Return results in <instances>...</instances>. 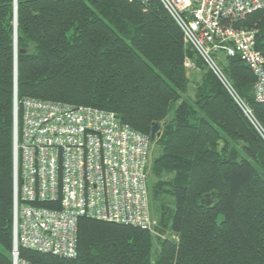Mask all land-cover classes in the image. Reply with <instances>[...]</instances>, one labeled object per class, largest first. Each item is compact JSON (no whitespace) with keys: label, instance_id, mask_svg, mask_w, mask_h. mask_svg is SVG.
Returning <instances> with one entry per match:
<instances>
[{"label":"trees","instance_id":"1","mask_svg":"<svg viewBox=\"0 0 264 264\" xmlns=\"http://www.w3.org/2000/svg\"><path fill=\"white\" fill-rule=\"evenodd\" d=\"M240 25L258 30L256 48L264 54V12L247 15ZM187 57L204 73L193 101L185 96ZM217 60L264 129L253 72L239 55L221 54ZM15 94L18 100L113 111L147 135L158 123L155 143L161 152L152 160L157 179L151 189L159 202L156 228L177 236L155 239L138 227L81 218L74 258L20 246L19 259L29 264H264V139L185 46L159 0L147 5L0 0V264H13ZM172 103L176 108L168 117ZM161 195L170 197L171 206L161 203Z\"/></svg>","mask_w":264,"mask_h":264},{"label":"built area","instance_id":"2","mask_svg":"<svg viewBox=\"0 0 264 264\" xmlns=\"http://www.w3.org/2000/svg\"><path fill=\"white\" fill-rule=\"evenodd\" d=\"M129 1L147 5L150 0ZM159 2L182 31L184 42L264 139L252 108L217 60L221 54L239 55L255 76V101L264 104L258 30L239 26L247 15L264 12V0ZM150 147V135L122 122L113 111L14 97L13 264H29L18 258L20 246L74 258L81 218L134 226L159 236L147 186Z\"/></svg>","mask_w":264,"mask_h":264},{"label":"rangeland","instance_id":"3","mask_svg":"<svg viewBox=\"0 0 264 264\" xmlns=\"http://www.w3.org/2000/svg\"><path fill=\"white\" fill-rule=\"evenodd\" d=\"M184 44L186 47H188L185 42H184ZM221 60H222V62L227 63V61L224 58H222ZM184 67L188 71V79H189L187 92L185 93V96L187 99H190V101H193L194 97L196 95L198 85L201 84V82H202V76L204 75V73H203V71H201L197 68L198 65H196V61L192 60L191 58H188V57L184 60ZM175 108H176V103H172L168 117H172ZM155 141L153 144H151L150 152H149V156H148L147 186H148V191H149L150 212H151L152 222L154 221L153 227H154L155 231L158 232L159 236L162 238L167 237V236L170 238L171 233L169 232V230H167L166 228H162L161 226H159L158 229L156 228V225L158 224V220L160 218V216H159L160 210H158V207L156 204V202H158V201L154 202V199L152 198L153 194L151 192L152 185L155 182V180L157 179L155 177V175L152 173V160L160 154L161 148L155 143ZM240 145H241V143L238 144V146H236V147L238 149L237 152H239V154L241 156L242 151L240 149ZM169 176H163L162 179L163 180H169V178H170ZM171 178H172V176H171ZM160 198H161V203L163 205L165 204L166 207L171 206L170 197H168L167 195H161ZM157 230H159L160 232ZM151 236L155 239L157 237H159V236L155 235L154 233H151Z\"/></svg>","mask_w":264,"mask_h":264},{"label":"water","instance_id":"4","mask_svg":"<svg viewBox=\"0 0 264 264\" xmlns=\"http://www.w3.org/2000/svg\"><path fill=\"white\" fill-rule=\"evenodd\" d=\"M16 25V22H15ZM16 97V94H15ZM160 125L158 123H154L151 130H150V140L154 142L155 139L160 135Z\"/></svg>","mask_w":264,"mask_h":264},{"label":"crops","instance_id":"5","mask_svg":"<svg viewBox=\"0 0 264 264\" xmlns=\"http://www.w3.org/2000/svg\"><path fill=\"white\" fill-rule=\"evenodd\" d=\"M171 233V235H170V238L172 239V240H176L177 239V236L174 234V233H172V232H170ZM168 237V236H167Z\"/></svg>","mask_w":264,"mask_h":264}]
</instances>
